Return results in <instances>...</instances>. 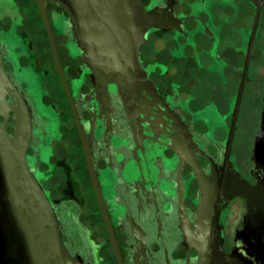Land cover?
<instances>
[{
  "label": "flooded vegetation",
  "instance_id": "af4514ba",
  "mask_svg": "<svg viewBox=\"0 0 264 264\" xmlns=\"http://www.w3.org/2000/svg\"><path fill=\"white\" fill-rule=\"evenodd\" d=\"M62 1L45 0L66 86L37 0H0V65L31 110L27 161L69 252L85 264H199L185 230L194 231L203 199L191 158L223 183L214 239L231 254L247 215L259 207L242 194L257 184L252 156L264 110V0H141L162 27L151 28L139 47L151 84L137 127L115 84L108 100L99 95ZM15 127L11 110L10 135ZM184 143L190 157L178 152ZM8 237L9 264H24Z\"/></svg>",
  "mask_w": 264,
  "mask_h": 264
},
{
  "label": "water",
  "instance_id": "95a60500",
  "mask_svg": "<svg viewBox=\"0 0 264 264\" xmlns=\"http://www.w3.org/2000/svg\"><path fill=\"white\" fill-rule=\"evenodd\" d=\"M38 6L51 34L57 68L66 86L53 34L46 16L45 0ZM64 7L75 21L76 37L83 55L96 77L99 95L108 100L109 84H115L134 125L139 126L140 108L145 106L144 92L151 84L143 69L139 47L151 28H161L160 17L149 14L141 0H65ZM258 22V13L255 26ZM252 41L237 97V108L247 81ZM7 95H10L11 104ZM16 116V127L7 131L9 111ZM0 264H9L6 254L9 237L18 242L19 258L24 264H85L80 256L69 252L62 237L59 216L40 180L27 161V148L32 137V113L28 102L0 65ZM261 130L254 140L252 161L257 170V184L242 194L259 207L247 215L245 226L237 232L231 254H226L222 239L215 241L218 209L223 183L208 178L195 167L203 189V199L194 231L186 230L190 243L200 251L199 264H264V110ZM234 125L227 140L226 160L229 161ZM187 143L178 149L190 157ZM116 251L119 252L116 243ZM122 263L121 255H117Z\"/></svg>",
  "mask_w": 264,
  "mask_h": 264
},
{
  "label": "rangeland",
  "instance_id": "374dc122",
  "mask_svg": "<svg viewBox=\"0 0 264 264\" xmlns=\"http://www.w3.org/2000/svg\"><path fill=\"white\" fill-rule=\"evenodd\" d=\"M255 129H256V126L253 128V130L250 133L251 134V137L253 136Z\"/></svg>",
  "mask_w": 264,
  "mask_h": 264
}]
</instances>
